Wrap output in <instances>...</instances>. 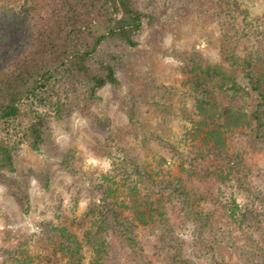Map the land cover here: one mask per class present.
Returning <instances> with one entry per match:
<instances>
[{
  "label": "rangeland",
  "instance_id": "rangeland-1",
  "mask_svg": "<svg viewBox=\"0 0 264 264\" xmlns=\"http://www.w3.org/2000/svg\"><path fill=\"white\" fill-rule=\"evenodd\" d=\"M136 2L151 14L135 34L138 44L130 46L111 39L98 54L114 64L118 85H106L92 98L87 79L64 78L56 90L46 88L26 97L18 115L0 119V146L9 148L13 161L11 165L0 163V264H97L96 245L105 234H98V226L101 212L109 211L108 203L126 196L132 209H125V216L130 220L135 217L138 192L130 188L122 167L124 159L134 157L154 177L181 175L203 194L200 205L207 213L202 218L218 229L211 231L215 239L205 240L206 247L213 242L218 259L226 264H245L238 260L236 248L249 244L251 252L264 246V200L254 203L261 221L253 225L236 223L229 217L230 207L244 202L248 191L264 190V128L258 132L263 135L257 137L248 131L240 135V141L235 131L228 139L224 134L213 137L211 128L197 124L204 117L200 106L206 108L200 96L218 92L214 82L223 80L224 74L239 77L254 66L264 86V64L259 61L264 53V0ZM18 42H26L24 29L14 22L0 21V56L7 58L8 49L17 48ZM249 54L254 62L244 67ZM244 92L237 95L236 105L247 108L251 102L253 106L258 95L252 91L249 97L247 90ZM39 116L43 119V139L35 149L30 126ZM132 117L137 119L135 123ZM143 131L148 135L146 142ZM175 143L181 150L179 155L171 147ZM222 143L227 151L241 152L247 163L255 159L245 188L221 160L200 162L222 166L226 176L222 180L198 181L186 171L190 149ZM164 166L172 171L167 172L170 176L164 173ZM158 198L174 215L179 213L177 221L184 225L187 254L191 253L198 264H214L209 248H202L203 241L191 238L195 223L170 203L174 201L171 196L159 194ZM135 223L132 231L139 233L140 239L146 241L149 235L151 244L158 241L153 234L160 231H150L153 222L144 225L136 219ZM64 226L83 241L80 260L57 250V231ZM104 226L108 235L103 238L113 248L126 247L128 237L119 232L121 226L109 219ZM86 231L96 237L93 234L89 241ZM150 246H138L141 256L165 264L164 248ZM128 253L129 257L133 254L130 249Z\"/></svg>",
  "mask_w": 264,
  "mask_h": 264
},
{
  "label": "trees",
  "instance_id": "trees-1",
  "mask_svg": "<svg viewBox=\"0 0 264 264\" xmlns=\"http://www.w3.org/2000/svg\"><path fill=\"white\" fill-rule=\"evenodd\" d=\"M148 17H151V14L144 11L136 0H0V21H11L18 28H23L26 39L25 43H14L17 48H9L7 58L0 56V119L18 115L26 97L42 89L54 90V87L64 84L62 82L64 78L70 80L83 77L87 79L89 95L92 98H97V91L106 85H118L120 80L114 64L98 54L104 42L111 39L136 46L138 41L135 34L141 29L144 19ZM257 59L258 57L255 58L256 62ZM259 61L264 64V53L259 56ZM253 62L249 54L244 67L245 65L252 66ZM91 63H94L96 67L93 68ZM245 72L246 74L243 73L239 77L234 74H224L223 80L214 82L219 89L218 92H208L204 98L200 96L201 103H206V108L200 106L199 111L204 114V117L197 124L211 128L209 133L214 135L213 137L224 134V137L228 139L234 131L238 133L235 138L240 141V135L248 131L255 133L257 137L263 135V133H258L264 128L262 75L255 70L254 66ZM228 78L232 81H226ZM241 79H246V83ZM244 90H247L249 97L252 91L258 95V100L253 106L251 102L246 104L247 108L236 105L237 95H243ZM134 117L130 118L132 123L137 121ZM42 125L43 119L39 116L30 126L31 145L35 149L39 147L43 139ZM144 132L146 131L142 132V138L146 142L148 135ZM160 139L163 138L160 136ZM224 143L211 144L207 149H190L186 156L189 160L186 171L189 172V176L198 181L222 180L226 178L222 166L200 162L205 159L211 162L221 160L225 168L237 178L240 186L245 188V183H248V171L254 158L247 163L241 152L225 150L222 146ZM171 147L178 155L181 153L177 143L171 144ZM164 160L162 159V162ZM178 160L182 165V160L180 158ZM0 163L9 165L13 163L10 150L5 145L0 146ZM123 165L127 175L126 179L132 184L130 188L138 192L137 203L134 207L136 214L132 220L125 216V209H132L127 204L126 196L121 195V199L115 198L114 201L108 203L109 211L101 212V226H98V234L100 232L105 234L98 240V246L96 245L95 251L98 256L94 258L95 263L124 264V259L129 257L130 249L133 254L130 255L128 264H155L150 257L141 256L139 253L138 246L144 247L145 243L150 246L152 240L148 239L149 235L146 241L143 238L140 239L139 233L132 231L137 226L135 220L138 219L145 223L144 225L149 220L153 222L151 234L154 229L160 231L158 234L154 232L153 235L158 241L154 244L152 242L150 247L161 245V248H164L165 264H198L190 256L191 253L187 254L186 247H184L185 236L182 229L184 225L180 222L182 220L179 221L180 223L177 221L179 213L174 215L171 208L159 203L158 197L162 194L166 197L171 196L174 201L170 203L179 206L180 214H186L188 219L195 223L191 238L199 242L203 241L202 248H209L207 253H210L214 264H226L217 258V248L213 242H209L206 247L208 239H215L211 231L218 232V229L207 219L202 218L207 213V210L200 205L203 194L198 193L196 188L191 186L189 179L185 180L178 174L171 177L167 172L172 171L167 166H164L163 171L171 179L156 178L135 157L124 159ZM129 174H132L133 178ZM248 193L244 202L234 203L230 207L229 217L235 219L233 221L236 223L238 220L240 223L253 225L261 221L260 215L255 212L254 203L257 199L264 200V190L248 191ZM26 203L27 205L29 203L27 198ZM171 207L174 206L171 205ZM146 217L149 218L148 221L144 220ZM108 219L122 227L121 231H117L121 232L123 237H128L126 243L128 247L125 245L126 247L120 249L113 248L108 239L103 238L108 235L104 226ZM226 230L229 228L227 227ZM85 233L88 240L93 234V237H96L95 233L87 231ZM57 236H59L58 251L79 260L83 258L80 255L83 241L76 232H71L69 226L59 228ZM249 247L247 244L236 248L239 251L238 260L244 261L245 264H264V246H259L251 252H249Z\"/></svg>",
  "mask_w": 264,
  "mask_h": 264
}]
</instances>
